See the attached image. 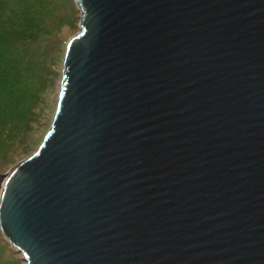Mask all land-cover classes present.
<instances>
[{
  "label": "water",
  "instance_id": "obj_1",
  "mask_svg": "<svg viewBox=\"0 0 264 264\" xmlns=\"http://www.w3.org/2000/svg\"><path fill=\"white\" fill-rule=\"evenodd\" d=\"M73 2L3 239L24 264H264V0Z\"/></svg>",
  "mask_w": 264,
  "mask_h": 264
},
{
  "label": "trees",
  "instance_id": "obj_2",
  "mask_svg": "<svg viewBox=\"0 0 264 264\" xmlns=\"http://www.w3.org/2000/svg\"><path fill=\"white\" fill-rule=\"evenodd\" d=\"M59 2L68 8L73 5L79 21L73 0H0V132L5 127L22 124L34 103L44 75L43 67L36 60L40 53L52 49L54 42L46 35L48 38L40 46L39 38L46 28L47 12L52 13ZM66 42L63 41V51ZM4 173L0 171V175ZM0 241L6 242L1 233ZM8 248L16 253L9 245ZM0 251H5L1 243ZM17 260L21 261L19 256Z\"/></svg>",
  "mask_w": 264,
  "mask_h": 264
},
{
  "label": "rangeland",
  "instance_id": "obj_3",
  "mask_svg": "<svg viewBox=\"0 0 264 264\" xmlns=\"http://www.w3.org/2000/svg\"><path fill=\"white\" fill-rule=\"evenodd\" d=\"M70 6L68 8L59 2L52 13L47 12L46 28L41 31L39 38L40 46H43L48 37L54 42L52 49L40 53L41 56L36 60L44 69L43 82L35 93L34 103L25 114L24 122L5 127V130L0 132V171L7 172L13 162L31 155L48 130L56 106L63 41L78 31V14L72 8L73 5ZM0 243L5 247V251H0V264H24L17 260L20 253H12L7 242Z\"/></svg>",
  "mask_w": 264,
  "mask_h": 264
}]
</instances>
